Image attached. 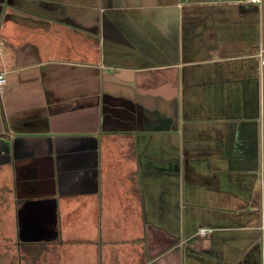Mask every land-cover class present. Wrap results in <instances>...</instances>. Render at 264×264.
Here are the masks:
<instances>
[{"label": "crops", "instance_id": "1", "mask_svg": "<svg viewBox=\"0 0 264 264\" xmlns=\"http://www.w3.org/2000/svg\"><path fill=\"white\" fill-rule=\"evenodd\" d=\"M263 50L264 0H0V252L264 264Z\"/></svg>", "mask_w": 264, "mask_h": 264}, {"label": "rangeland", "instance_id": "2", "mask_svg": "<svg viewBox=\"0 0 264 264\" xmlns=\"http://www.w3.org/2000/svg\"><path fill=\"white\" fill-rule=\"evenodd\" d=\"M11 249H13V248H11ZM11 249H7L6 252H0V264H25L24 262L19 261L20 260L19 258L21 256L19 249L17 248L18 251L16 252V254L13 252V250L11 251ZM9 253L11 256L9 255ZM21 258L24 261L23 255L21 256ZM35 264H37V263L35 262Z\"/></svg>", "mask_w": 264, "mask_h": 264}, {"label": "built area", "instance_id": "3", "mask_svg": "<svg viewBox=\"0 0 264 264\" xmlns=\"http://www.w3.org/2000/svg\"><path fill=\"white\" fill-rule=\"evenodd\" d=\"M252 2H255V3H261L262 0H251ZM264 52V50H263ZM7 83V78H6V74L5 72H0V93L2 92V89L3 87L6 85ZM206 230H201L200 233L201 234H204Z\"/></svg>", "mask_w": 264, "mask_h": 264}, {"label": "flooded vegetation", "instance_id": "4", "mask_svg": "<svg viewBox=\"0 0 264 264\" xmlns=\"http://www.w3.org/2000/svg\"><path fill=\"white\" fill-rule=\"evenodd\" d=\"M4 240H5V244H6V246H2V248H4L5 250H7V249H11V247L8 245L9 243H11V238L9 237V236H6L5 238H4ZM9 255H10V253H9ZM11 256V255H10Z\"/></svg>", "mask_w": 264, "mask_h": 264}]
</instances>
